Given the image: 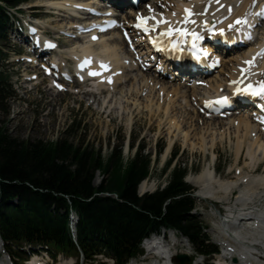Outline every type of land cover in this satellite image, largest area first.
Wrapping results in <instances>:
<instances>
[{
    "label": "bare ground",
    "instance_id": "6f19581e",
    "mask_svg": "<svg viewBox=\"0 0 264 264\" xmlns=\"http://www.w3.org/2000/svg\"><path fill=\"white\" fill-rule=\"evenodd\" d=\"M112 1L117 6H121L122 3L128 4L127 0ZM142 1L148 3L147 7L144 6L142 11L137 9L126 12L118 20L115 18L119 26L109 32L98 30V26L106 22L112 13L108 9L98 7L97 5H100L98 0H47L37 4L36 6L46 9L48 16H54V19L50 18V20L44 22L37 21L36 24L34 23L33 27L37 30V33H42L43 30L48 29L55 33L59 44L62 43L61 37H65L66 44L68 43L65 52L58 55L61 58L60 60L58 59L59 68L54 70L53 75L58 74L63 80L65 76L62 72L63 58L72 60L76 64L74 73L70 76L72 86L56 83L57 79H54L56 84L53 87L55 88L56 85L61 86L65 92L70 91L72 96L78 100L81 97H87L86 102L90 103L92 99L93 102L91 104H96V111L103 112L106 115L113 113L119 118H123V115H128L126 118L127 127H130L132 121L130 111L137 110L139 112L144 109L151 117L153 114L152 107L155 106L154 110L158 115L162 113V110L166 114L168 131L173 129V132L183 133L182 140L185 145L192 149H210L212 151L216 142V138L212 134L209 136V141H206L207 138L203 134L192 142L195 125L201 123L206 127L205 131L207 132L210 127L221 122L215 120L219 119V116L216 115L224 112H212L214 106H206L208 101L228 97L230 101L235 102L233 109L239 110L248 106L237 102L239 95H241L251 105L260 104V101L253 96L236 93V89L237 87L245 89L249 84L255 87L257 82L260 81L261 73H264V57H258L251 67L243 62L251 60L261 48H264V34L254 46L239 54V57L231 56L228 58L230 61L226 63L229 66L227 65V77L225 76V80H220L216 77L212 81L206 79L208 75L204 76L201 71L191 73L189 68H185L184 65L189 64L187 58L181 62L180 68H177L173 66L168 56L149 53V49H144V43H142L146 42L145 38L133 44L135 49L131 50L130 48L133 47L128 46L124 41L116 39V37L114 38V35L117 30L134 32L132 26L137 21H141L148 26L155 23L154 20L143 21L138 19V17L156 16L157 19L166 18L173 23L174 27H186L199 33L203 37L202 40L196 42L199 49H202L201 42L211 46L214 45V41H219V44H215L213 49H208L209 52H214V58H217L224 53L228 54L241 50L250 41L246 39V36L249 32L254 35L255 31L247 30V28L242 30L243 23L235 24V21L242 19L246 14L253 11L260 13L264 10V0H220V4L212 3L210 6L208 5V0H157L154 3H152L154 0ZM94 4L97 5L95 6ZM221 5H224V7H221ZM228 7H231V13L228 12ZM150 8L153 11H150ZM185 8H190L196 13L204 12L205 14L192 16L191 19L196 21L195 24L184 25L177 23L183 20ZM173 13L176 15H173ZM123 15L128 16L130 19L128 20ZM253 21V19H249L248 25L251 26ZM230 24L234 25L231 29L229 28ZM263 25L264 21H260L257 28ZM167 27V24H160L157 27V33L149 36H156ZM221 29L223 30L222 34L220 32ZM207 36H211L213 42L208 40ZM93 37H96V39H93ZM22 39H26L25 41L31 46V52L34 56L30 58V61L28 60V63L34 67L37 66L38 60L45 61V58L54 51L51 46H49L50 48L44 47L45 43L39 34L34 36L27 34ZM191 39L190 36H187L184 38V43H179L178 37L173 35L167 41L176 40L179 47L183 48L185 52H195L191 47ZM223 40H226L227 43L234 41L240 47L236 50L231 47L229 52H226ZM38 45L39 47H37ZM50 45H55V42L52 41ZM118 45H125V49H128L132 56L126 50L125 54L120 53ZM94 60H104L107 64L106 69L100 70ZM158 60V69H155L156 65L154 63L158 62ZM222 62L225 63V60L223 61L222 59ZM224 63L223 65H225ZM211 64L207 69L210 73H213L214 68H210ZM27 67L29 68V66ZM42 68H44V71L50 69L47 65H42ZM241 69H247V71L242 73ZM93 72L97 74L92 75L91 73ZM262 76L264 77V75ZM167 77L172 79V81L178 78L185 81L193 80L190 103L194 104L193 106L197 111L195 109L192 112L189 110V112L184 111L179 117L172 115V109L179 101L178 99L181 100L179 105L182 104V101H185V94L181 92L179 87L175 88L171 85V82H164V78ZM29 80L30 77L25 75L23 84H26ZM232 81H238V83L233 84ZM36 87L37 85H34L33 89L36 90ZM71 89L74 90L72 91ZM147 91H149L148 94ZM105 92L107 95L101 98V95ZM45 93H47V98H51L50 102L55 105L59 102L55 97L61 95V92H57L49 86L46 87ZM152 94L155 95L156 99L152 98ZM185 104H188V101ZM190 113L192 114L191 118L189 117ZM250 114L252 117L244 116L245 114H243L242 118L245 119L236 121L234 119L232 122L227 121V124L221 123V128H218L220 131L218 136L221 141L223 137L230 139L229 136L231 134L237 138L235 147L236 164L244 145L242 139L246 142L249 138L246 150L249 164L246 167L254 169V165L264 158V127L261 126L257 119L259 117L258 112L251 111ZM183 127L186 128L185 131L182 130ZM226 127L228 128L226 129ZM240 139L241 141H239ZM170 144L171 142L166 147L162 159L167 156ZM185 181L200 190L198 194H195L198 199H215L220 194L230 193L232 189L238 187L239 183H226L220 180L216 177L214 170L209 167L190 180L185 178ZM238 181H242L241 185L248 188L243 189L236 199L237 204L241 208L236 213L229 209L226 215L221 216L217 220V226L220 229V232H218L219 241L223 246L222 252L218 256V261L222 264H227L231 260L232 254H237L239 257L233 258L232 264H264L261 262L264 261L262 257L264 255V209L256 205L250 207L261 199V197L254 194L250 186L256 185V187L261 186L264 188V177H241ZM146 190L147 187L143 181L139 185L138 191L143 193ZM184 243V241L176 242L172 237L171 231H163L160 235H152L141 244L142 254L140 257L130 264H173L172 259L177 255V249L179 247H187ZM259 254L263 255L257 257Z\"/></svg>",
    "mask_w": 264,
    "mask_h": 264
},
{
    "label": "trees",
    "instance_id": "16d2710c",
    "mask_svg": "<svg viewBox=\"0 0 264 264\" xmlns=\"http://www.w3.org/2000/svg\"><path fill=\"white\" fill-rule=\"evenodd\" d=\"M31 1L0 0V243L6 256L23 264L41 250L82 264L102 259L127 264L140 255L145 239L173 231L187 240L193 256L213 260L219 247L195 211L194 189L184 181L187 169L172 167L178 149L162 169L168 172L166 184L139 196L152 162L143 147L136 146L132 159L123 163L121 145L115 146L104 163L98 152L73 142L78 123L54 142L20 141L5 128L9 104L16 99L11 76L3 70L13 27L10 12ZM162 152L161 147L157 159ZM97 172L103 179L95 186Z\"/></svg>",
    "mask_w": 264,
    "mask_h": 264
},
{
    "label": "rangeland",
    "instance_id": "374dc122",
    "mask_svg": "<svg viewBox=\"0 0 264 264\" xmlns=\"http://www.w3.org/2000/svg\"><path fill=\"white\" fill-rule=\"evenodd\" d=\"M45 1L47 0H33L30 3L21 6L18 10H14L11 12L12 16H14L13 21L15 25L12 32H10L9 44H7L4 48V51L8 54L9 58L4 64L3 70H5L7 74L11 76V82L13 84V90L16 94V99L14 101H11L9 104V115L4 118V120L2 118L5 124V128L8 130L10 135L24 142H54L65 130H67V128H69V126L73 122H75L79 125L78 128H76L74 140H71H73L75 144H80L83 147H90L94 151L98 152L101 155L102 161L104 163L110 155L111 148L115 146L121 145V155L123 158V163H127L132 159L136 146H138V148L143 147V154H149L152 162L150 176L144 181L147 190L143 193H140L138 191V195H143L144 193H152L157 189V187H163L166 184L168 172L162 173V169L165 163L170 159L172 152L178 149L179 153L175 161L173 162L172 167L174 164H179L182 168H186V180L192 179L194 176L199 175L205 168L209 167L214 170L216 177L220 180L226 183L239 182L238 187L232 189L230 193H227L225 195L220 194L215 199H198L195 194H198L200 190L188 183V185H190L194 189V197L197 202L195 211L197 215L201 217L205 224V232L210 235L211 240L214 243L219 242L220 244V238L218 236V232H220V229L217 226V220L221 216L226 215L229 209L236 213L241 208L239 204H237L236 199L239 197V194L241 191H243V189L248 188L241 185L242 181H238L239 178L264 177V158L260 159L259 162L254 165V169L246 167V165L249 164V161L246 157V150L248 147L247 143L249 141L248 137L246 142L242 139V143L244 142V145L241 150L240 158L236 164L235 147L237 138L233 134H231L229 136L230 139L223 137L221 141L219 140L218 136L220 133L218 128H221V123L227 124V121L232 122V120L234 119L235 121L238 119H245L242 118L243 114H245L244 116L251 117L250 109H235L220 114L219 119L215 120H219L221 122H218V125L215 124V126L210 127L207 132L205 131L206 127L201 123L195 125V131L192 134V142L200 138L203 134H205V138H207L206 141H209V136L212 134L216 138V142L215 148L211 151L210 149H192L188 145H185L182 140L183 133H178L177 131L173 132V129L168 131L166 114L162 110V113L158 115L154 110L155 106L152 107L153 114L151 117L144 109H141L139 112H137V110L130 111L132 121L130 127H127L126 118L128 117V115H123V118H119L113 115V113H111V115H106L103 112H98L96 111V104H91L93 102L92 99L90 103L86 102V100L88 99L87 97H81L80 100H78L72 96L70 91L61 92V95L55 97V99L59 101L55 105L54 103L50 102L51 98H47V93H45V90L46 87L49 86H51L55 91L56 89L53 87L50 78L44 75L45 72L41 70L40 65L47 62L48 57H51V55H61V53L65 52V50L67 49L66 47L68 46V43L66 44V38L61 37L62 43H58L59 47L55 48V50L45 58V61L38 60L36 63V67L28 63L30 61V58H32V56L34 55L31 52L29 43L22 39L24 35H27L28 32H30L27 28L29 22L36 24L37 21L44 22L46 20H50V18L54 19V16H48V14L46 13V9L36 6L37 4ZM156 1L157 0H154L152 3ZM98 3L100 5H94L105 9V7L102 6L103 3L101 1L98 0ZM144 4L145 3L140 2V6H143L140 7V11L143 10L144 6L147 7V5ZM125 17L128 20L130 19L128 18V16ZM38 34L45 42V44L51 42V40L56 39L55 33L48 29L43 30L42 33L39 32ZM262 34H264V25L257 28L253 39L247 42L241 50L230 52L225 56L221 55L219 60H213V62H211V60V65L215 68L213 70V73L208 75L206 79L212 81L217 77L220 80H225V76L227 75L226 70L229 66L226 63L230 61L228 58H230L231 56L239 57V54H242V52H246V50L254 46L256 42H258V39L262 36ZM115 37L116 39L122 41L120 30L116 31L114 38ZM208 37L209 39L211 38V36ZM118 46L120 48V53L125 54L126 50V52L131 55L128 49H125V45ZM222 59L223 61L225 60V63L222 62ZM223 63L225 65H223ZM154 64L156 65L154 68L158 69L157 67L159 63L155 62ZM26 66H29V68H26ZM74 67L75 62L71 60L67 64H65V67L63 69H65V71L69 72L68 74L71 75ZM25 75L27 77H30V80L26 84H23ZM168 78L169 77L164 78V82H171V85H173L175 88L179 87V89H181V92L185 94L184 100L186 102L188 101V104H185L186 102L182 101V104L179 105L181 100L178 99L179 103L177 102L176 105H174L172 109V115L174 114L179 117L180 114L184 111L192 112L195 109L193 106L194 104L192 105L190 103L193 80L184 81L178 78L172 81V79ZM262 79H264V77L261 75L260 80ZM56 82H60V80L57 79ZM34 85H37L36 90L33 89ZM69 85L72 86V84ZM148 92L149 91H147V94ZM106 95V92L103 93L101 95V98L105 97ZM152 98H155L154 94H152ZM186 98L189 100H187ZM63 109L65 110L61 112ZM189 117H192L191 113L189 114ZM227 128L228 127H226V129ZM182 130L185 131L186 128L183 127ZM239 141H241V139ZM170 142L171 144L169 152L165 159H162V155L164 154V151ZM131 143L132 147H129ZM161 147L163 148V152L157 159L156 154ZM102 179V174H99L97 172L94 179L96 181L95 186L99 185ZM252 186L250 187L252 188L254 194L261 197V199L259 201L257 200V203H254V205H251L250 207L256 205L264 209V188L261 186L256 187V185ZM172 237L174 240H176V242L184 241V244L187 245V247L185 248L179 247V249H177L176 255H181L192 259V263L191 261H188L185 264H205L201 258L193 256L191 248L185 239H181L173 232ZM221 247L223 246L221 245ZM140 251V254H142L141 247ZM262 255L263 254H259L258 256ZM238 257L239 256L237 254H232V258L228 261L227 264H232L233 258ZM262 257L264 258V255ZM41 258L45 261L43 264H51L50 261H52V259H50L49 255H45ZM174 258L172 259L173 264H178V262L174 261ZM261 262L264 263V261ZM0 263L12 264L10 259L6 256L4 249L2 248V244H0ZM31 263L32 261H30L28 264ZM214 263L222 264L218 261V257L215 258ZM53 264H82V262L80 260H76V258L74 257L55 255ZM95 264L113 263L110 260L102 259L95 262Z\"/></svg>",
    "mask_w": 264,
    "mask_h": 264
},
{
    "label": "snow or ice",
    "instance_id": "6c2138e0",
    "mask_svg": "<svg viewBox=\"0 0 264 264\" xmlns=\"http://www.w3.org/2000/svg\"><path fill=\"white\" fill-rule=\"evenodd\" d=\"M212 3L220 4V0H208L209 6ZM221 7H224V5H221ZM149 10L153 11L151 8ZM231 10H232L231 7H228L229 13H231ZM184 12H185V16H184L183 20L178 21L177 23H182L184 25L195 24L196 21L191 19V17L194 15H204L205 14L204 12L196 13L190 8H185ZM173 15H176V14L173 13ZM257 15L264 17V10H262L260 13H257ZM138 19H141L143 21H148V20H154L155 21V23L150 25V26L142 25V24L136 25L137 28H142V30L145 32L156 31L157 27L160 24H167L168 25V27L164 31H161L159 33V38L153 40L154 46L160 44L164 38H169V37H172L173 35H176L178 37L179 43H184L185 42L184 38L187 36H190L192 38L191 39V47L195 50V52H200L201 55H203L205 57L208 55L206 50H201L197 47L196 42L202 40L203 37L199 33H197L194 29H188L186 27L185 28L174 27V25L171 21L167 20L166 18L157 19L156 16L138 17ZM112 23L114 24L115 22H112ZM241 23H247L246 19H243V20L237 19L235 21V24H241ZM205 26L208 27L207 25H205ZM233 27H234L233 24L229 25L230 29ZM209 30H211V29H209ZM220 32L222 34L223 30L221 29ZM93 39H96V37H93ZM246 39H248V40L253 39V35L251 32H249L247 34ZM169 43L171 44V46L174 50L183 51V49H181L179 47V44L177 43L176 40H170ZM50 46L54 47V45H50ZM195 52L193 53V55H195ZM258 57H264V48H261L251 60L244 61L243 63L246 65H249L251 67L254 64V61ZM102 67H106V66H102ZM246 71H247V69H241L242 73H244ZM91 74L96 75L97 73L93 72ZM261 75H264V73H261ZM232 83L237 84L238 81H232ZM236 93H243V94L252 95V96H256V97H264V79L258 81L257 85L255 87L251 84H249L245 89H240L239 87H237ZM213 103H215V104H227L228 103V97H221L220 99H218L214 102L208 101V102H206V106L211 107L213 105ZM257 119L261 124H264V116L257 117Z\"/></svg>",
    "mask_w": 264,
    "mask_h": 264
},
{
    "label": "water",
    "instance_id": "95a60500",
    "mask_svg": "<svg viewBox=\"0 0 264 264\" xmlns=\"http://www.w3.org/2000/svg\"><path fill=\"white\" fill-rule=\"evenodd\" d=\"M94 182H96V181H94ZM176 260L179 262V264H185L186 262L189 261L188 258H185L183 256H176Z\"/></svg>",
    "mask_w": 264,
    "mask_h": 264
}]
</instances>
